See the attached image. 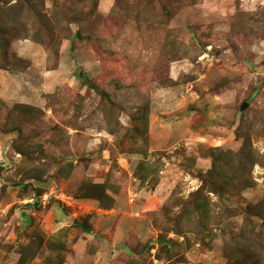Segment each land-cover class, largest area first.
<instances>
[{
    "label": "rangeland",
    "instance_id": "374dc122",
    "mask_svg": "<svg viewBox=\"0 0 264 264\" xmlns=\"http://www.w3.org/2000/svg\"><path fill=\"white\" fill-rule=\"evenodd\" d=\"M0 264H264V0H0Z\"/></svg>",
    "mask_w": 264,
    "mask_h": 264
},
{
    "label": "water",
    "instance_id": "95a60500",
    "mask_svg": "<svg viewBox=\"0 0 264 264\" xmlns=\"http://www.w3.org/2000/svg\"><path fill=\"white\" fill-rule=\"evenodd\" d=\"M246 104H247V103H244V104L242 105V108H244V107L246 106Z\"/></svg>",
    "mask_w": 264,
    "mask_h": 264
}]
</instances>
